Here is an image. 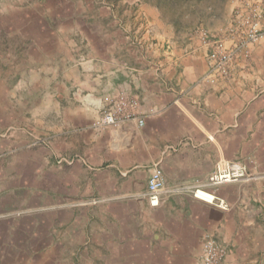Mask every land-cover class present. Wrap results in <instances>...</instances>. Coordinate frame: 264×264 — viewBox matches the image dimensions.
Here are the masks:
<instances>
[{
	"label": "crops",
	"instance_id": "0c3cea01",
	"mask_svg": "<svg viewBox=\"0 0 264 264\" xmlns=\"http://www.w3.org/2000/svg\"><path fill=\"white\" fill-rule=\"evenodd\" d=\"M120 17L116 33L110 18L102 31L95 19L87 28L74 23V39L57 28L58 38L53 32L51 43L29 51L36 69L28 85H0V132L8 130L0 135V240L17 231L16 220H4L16 198L30 205L38 196L54 214L39 233L21 232L38 238L26 250L42 264H197L207 236L229 249L225 264H264V181L212 191L226 210L194 195L222 159L264 174V37L212 84L220 36L176 32L154 7ZM20 90L25 99L16 102ZM122 102L134 118L99 127L100 115ZM17 105L22 115L13 118ZM156 163L164 188L152 207Z\"/></svg>",
	"mask_w": 264,
	"mask_h": 264
},
{
	"label": "rangeland",
	"instance_id": "374dc122",
	"mask_svg": "<svg viewBox=\"0 0 264 264\" xmlns=\"http://www.w3.org/2000/svg\"><path fill=\"white\" fill-rule=\"evenodd\" d=\"M141 7L144 9L154 7L159 10L161 21L171 25L181 34L200 33L204 37L214 35L217 38L220 36L221 40H228L237 24L236 12L242 7V2L241 0H0V85L17 88L23 82V86L25 83L27 86L28 81L32 80L29 79L31 70L35 72L36 69V64L33 63L35 56L28 55L29 51L36 49L34 42L41 43L45 39L44 43L47 41L51 43L53 32H57L55 35L58 38L61 32L57 31V28L65 26V29L69 30V37L74 39L77 37L79 24L87 28V23L95 19L97 31H102L100 28L107 22L105 19L110 18L117 22L113 27L115 29L113 32L116 33L119 24L125 22L120 16L126 11L132 12L133 9H141ZM114 15L116 18H113ZM133 18L131 13L127 14L124 20L132 22ZM40 25L45 29L40 31ZM43 30L46 32H42ZM225 34L228 35L227 39L222 38ZM45 49L50 52L55 47L47 44ZM6 80L9 82L5 83ZM24 97V90H20L16 92L15 101L19 102L22 99L24 101ZM19 109L20 106L17 105L13 118L22 115L17 113ZM14 128L17 126L12 125V129ZM7 132L8 130L0 132V135H4L0 137H7ZM35 141H38V138H35L33 143ZM38 146V144L33 145L32 149H37ZM250 177L248 180L264 181V174H250ZM15 203V211L4 220H16L17 234L14 232L15 235L0 240V258L6 262L16 259L20 264H28L26 257H30L31 263L42 264L44 258L42 255L30 254L26 250L28 246L33 244L35 246L38 238L29 239L21 231L32 232L37 228L39 233L40 220L46 215L52 216L54 212L51 213L52 211L49 210L50 212L46 213L45 208L41 207L38 196L31 198L30 205L19 197L16 198ZM227 250L229 255L230 251L228 248Z\"/></svg>",
	"mask_w": 264,
	"mask_h": 264
},
{
	"label": "built area",
	"instance_id": "2783aa9c",
	"mask_svg": "<svg viewBox=\"0 0 264 264\" xmlns=\"http://www.w3.org/2000/svg\"><path fill=\"white\" fill-rule=\"evenodd\" d=\"M241 2L242 7L237 9V24L232 30L231 38L227 41L222 39L214 42L216 52L210 57L211 69L206 77L212 84H216L229 76L230 65L241 49L264 37V30L261 27V20L264 18V0H241ZM227 42L230 45H227ZM132 108L133 105L124 102L119 103L114 108L104 111L98 118L97 125L99 127H113L117 126L123 119H133L134 116L130 113ZM138 122L140 126L144 125L143 120ZM62 162L64 161H59V163ZM68 163H72V161ZM250 178L246 166L239 162L222 159L218 161L216 170L209 176L206 184L194 190V195L203 202L217 204L226 210L228 208L227 203L218 199L212 191L223 185ZM163 188L162 170L160 163H156L148 183L149 201L152 207H159ZM200 192L212 195L213 200L211 202L203 200L198 195ZM227 257V248L218 243L215 238L207 236L201 243V253L197 264H225Z\"/></svg>",
	"mask_w": 264,
	"mask_h": 264
},
{
	"label": "bare ground",
	"instance_id": "6f19581e",
	"mask_svg": "<svg viewBox=\"0 0 264 264\" xmlns=\"http://www.w3.org/2000/svg\"><path fill=\"white\" fill-rule=\"evenodd\" d=\"M198 195L200 198H202L205 201L211 202L213 200L212 195H210L208 193L200 192Z\"/></svg>",
	"mask_w": 264,
	"mask_h": 264
}]
</instances>
